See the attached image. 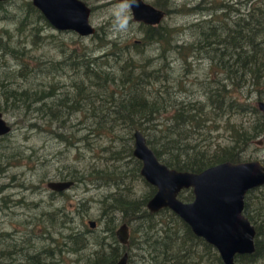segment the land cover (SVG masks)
<instances>
[{
	"label": "trees",
	"instance_id": "16d2710c",
	"mask_svg": "<svg viewBox=\"0 0 264 264\" xmlns=\"http://www.w3.org/2000/svg\"><path fill=\"white\" fill-rule=\"evenodd\" d=\"M250 1L203 0L202 4L190 8V13H199L202 18L183 29L191 33L188 41L179 42L176 33L180 30L166 23L154 26L138 23L142 37L126 42L106 39L105 32L99 33L96 29L88 36L92 47L81 43L70 48L61 40L65 48L60 51L63 55L60 59L38 60L33 66L25 61L27 46L50 37L41 36V31L51 25L31 0L24 1L18 12H9L10 0L0 1L4 14L0 20L15 23L13 31H0V112L13 111L27 120L35 119L29 123L30 128L39 129L37 121L53 127L51 133L63 144L82 142L83 148L95 151L102 146V141L109 143L102 149L106 148L113 170L90 167L87 175L117 189L101 201V220L105 222L110 242L100 244L103 252L96 254L92 264H115L125 251L131 253L134 245L145 252L143 257L149 264H168L173 260L180 226L186 228L184 242L190 239L194 246L204 247L209 255L218 256L168 209L157 214L148 212L146 205L154 196L155 188L140 176L141 163L132 153L133 134L137 130L142 132L158 160L177 171L200 173L224 162L247 161L246 148L264 130L263 117L249 132L242 123L231 124L230 118L248 110L238 94L246 86L264 83V0ZM171 3L172 0H154L153 6L166 14ZM151 45L158 51L153 57L143 52ZM97 50L100 53L96 54ZM10 58L18 60L16 69L1 63ZM199 59L207 60L213 69L207 79L198 82L200 98L192 92L196 80L188 84L170 68L172 60L181 61L184 67H193ZM66 74L70 75L69 84H60L55 79ZM39 75L42 81L33 82ZM18 79L24 83L15 85ZM249 110L258 112L255 106ZM74 118L82 129V136L74 130L76 124L70 126ZM219 122L229 126L230 144L216 142L212 149V145L205 144L211 131L218 130ZM123 161L127 165L131 163L132 168L118 170ZM65 178L81 180L77 173ZM138 180L148 191L135 198L127 190ZM259 190L248 194L244 210L256 228L257 237L264 234V187ZM179 199L191 201L192 192H182ZM60 220L57 218L56 222ZM65 222V218L63 223L60 221L62 226ZM122 223L130 227L129 248L123 247L115 237L117 224ZM73 231L67 237L71 244L84 247L85 234ZM83 247L66 252L78 254ZM107 247L109 251L105 252ZM18 253L12 245L1 244L0 264H14ZM55 256L54 253L33 256L30 253L24 256V263H60Z\"/></svg>",
	"mask_w": 264,
	"mask_h": 264
},
{
	"label": "rangeland",
	"instance_id": "374dc122",
	"mask_svg": "<svg viewBox=\"0 0 264 264\" xmlns=\"http://www.w3.org/2000/svg\"><path fill=\"white\" fill-rule=\"evenodd\" d=\"M24 1L28 0H10L7 9L9 12H18ZM82 1L91 8L90 23L99 33L100 31L101 33L105 32L106 39L126 42L132 38L139 40L142 37V33L139 31L140 27L133 19L127 33L120 35L114 33L110 16L119 11L120 0ZM144 1L153 5L154 0ZM231 1L244 2V0ZM202 2L203 0H172V6L168 13L166 12V17L162 19L163 22L161 21V23H166L180 30L179 33H176L179 42L191 40V33L183 29L187 28L188 24L202 18L201 14H192L189 11L190 8H194L197 4L200 5ZM180 7L184 8L181 10ZM3 15L0 10V17ZM45 27L46 29L41 31V36L50 35V37H47L43 42L37 40L36 44L29 43L27 46L25 61L31 66L36 64L38 60L44 61L46 58L60 59L63 56L60 51L65 48L61 45V40L70 48L81 43L86 47L93 46L90 37H82L83 39L80 40L81 38L74 32L58 31L52 26ZM14 28L13 20H0V31L2 29L13 31ZM53 36H57L58 39L54 40ZM143 52L147 56L153 57L158 51L156 46L151 45L147 46ZM95 53L98 54L100 51L97 50ZM199 60L193 63V67H184L183 63L177 60H172L170 64L174 74H181L182 79L186 80L188 84L196 80V86L192 92L198 98L201 94L198 82L207 79L213 70L209 67L207 60ZM17 62L18 60L10 58L1 63L16 69ZM68 74L71 75L72 72L69 71ZM68 74L60 75L55 79L60 81V84H69L70 75ZM212 75L214 76V74ZM40 78L41 75L38 79L33 78L32 81L39 83L42 81ZM23 83V79H18L15 85H22ZM30 83L31 81L27 84ZM238 95L248 110L241 114H235L230 118V123H242L248 127L249 132L257 120L263 117L259 110L254 113L249 109L253 106L257 107L258 101H264V83L246 86ZM2 114L12 129L8 135L0 139V243L4 241L19 252L16 260H13L14 264H25L24 256L26 257L30 253L43 255L54 253L56 254L55 259L60 261L58 264H92L96 254L103 252V245L100 244L106 242L108 245L110 242L105 233V222L103 219L101 220V201L105 195L117 191V189L114 186L107 187L103 181L97 180L98 178L94 176L87 177V175L88 172H91L90 167L99 171L102 169L113 170L110 163L112 160L106 153V148L102 149L109 146V143L102 141V146L95 151H90L87 147L83 148L82 142H76L74 145L63 144L54 137V133H51L53 127L50 128L37 121L39 129L30 128L29 123L34 122L35 119L27 120L26 117L13 111L2 112ZM76 122L77 118H74L70 126ZM226 125L227 123L219 122L218 130L211 131L208 144L205 145L208 147L212 145L210 147L213 149L216 142L222 145L230 144L229 126L227 125L226 128ZM73 128L78 136L83 135L78 124ZM245 159L247 161L260 160L264 164V130L257 134L249 147L246 148ZM126 162L130 161L126 159ZM126 162L123 161L122 165H118L117 167H120L118 170L131 169L133 165L131 163L127 165ZM72 173H77L81 180L72 181L65 178ZM58 181H71L74 185L70 190L63 193L49 191L47 184ZM131 185L132 187L127 192H132L135 198L142 197L148 191L147 186L142 181L132 182ZM3 198H5V202L1 201ZM183 202L189 203L191 201ZM253 203H256L255 200ZM57 218H62L60 220L62 223L63 218H65L67 222L62 226L60 221L56 222ZM91 222L95 223L94 228H90L89 223ZM120 225L117 224V228ZM71 230L85 234L86 244L84 247L71 244V240L67 238L72 235L70 234ZM178 233L173 260L169 261L168 264H223L218 256L209 255L204 247L194 246L190 239L184 242L187 239L184 226H180ZM263 235L256 239V252L251 256L235 257L234 264H264ZM78 247H83L78 254L66 252V250ZM138 247V245H134L131 248L129 264H149L148 260L143 257L145 252L138 250ZM108 251L109 247L106 248L105 252Z\"/></svg>",
	"mask_w": 264,
	"mask_h": 264
},
{
	"label": "water",
	"instance_id": "95a60500",
	"mask_svg": "<svg viewBox=\"0 0 264 264\" xmlns=\"http://www.w3.org/2000/svg\"><path fill=\"white\" fill-rule=\"evenodd\" d=\"M8 1V0H0ZM58 31H71L82 37L96 32L90 23L91 8L82 0H31ZM132 19L147 25H158L165 17V11L152 4L138 0V6L131 9ZM257 108L264 118V101H258ZM11 127L0 112V137L10 133ZM133 157L141 163L140 176L155 188L154 196L146 208L151 214L168 209L182 220L193 232L212 246L223 264H234L238 255H249L255 250L254 227L243 215L244 197L252 189L264 185V165L260 161L242 163L224 162L200 173L170 169L161 163L140 131L133 134ZM71 181L49 182L47 188L61 193L70 190ZM191 190L193 200L184 203L178 195ZM91 228L95 223H89ZM121 245L128 244L127 225L116 231ZM125 253L116 264H127Z\"/></svg>",
	"mask_w": 264,
	"mask_h": 264
},
{
	"label": "clouds",
	"instance_id": "9594fccd",
	"mask_svg": "<svg viewBox=\"0 0 264 264\" xmlns=\"http://www.w3.org/2000/svg\"><path fill=\"white\" fill-rule=\"evenodd\" d=\"M138 6V0H120L119 11L110 16L115 34H125L129 31L132 21L131 9Z\"/></svg>",
	"mask_w": 264,
	"mask_h": 264
},
{
	"label": "flooded vegetation",
	"instance_id": "af4514ba",
	"mask_svg": "<svg viewBox=\"0 0 264 264\" xmlns=\"http://www.w3.org/2000/svg\"><path fill=\"white\" fill-rule=\"evenodd\" d=\"M263 120H264V118H263ZM8 125H10L9 123H7ZM11 127V126H10ZM12 129V128H11ZM11 132V131H10ZM9 134V133H8ZM7 134V135H8ZM6 136V135H5ZM1 138H4V136H2V137H0V139ZM250 161H257V160H249V161H243V162H250ZM258 161H260V160H258ZM261 162V161H260ZM232 163V162H231ZM239 163H242V162H239ZM262 163V162H261ZM263 164V163H262ZM264 165V164H263ZM216 166V165H215ZM208 169V168H207ZM264 187V185L263 186H261V187H258V188H255V189H252V190H250V191H248L247 193H246V195H245V197H244V209H243V215H244V210H245V207H246V199H247V197H248V194L249 193H251V192H256V193H258L260 190L259 189H262ZM154 188V187H153ZM49 190V189H48ZM49 191H51V190H49ZM184 191H188V190H184ZM184 191H182V192H184ZM191 191V190H190ZM52 192V191H51ZM181 192V193H182ZM192 192V191H191ZM52 193H56V192H52ZM61 193H63V192H61ZM180 193V194H181ZM179 194V195H180ZM179 195H178V199H179ZM193 195V194H192ZM4 201L5 202V198H3V199H1V201ZM180 200V199H179ZM193 200V199H192ZM192 200H191V202H192ZM183 202V201H182ZM190 203V202H189ZM150 213V212H149ZM245 216V215H244ZM246 217V216H245ZM247 218V217H246ZM248 219V218H247ZM182 221V220H181ZM248 221H249V219H248ZM183 222V221H182ZM250 222V221H249ZM184 223V222H183ZM123 224H125V225H127L126 223H122L120 226H122ZM185 224V223H184ZM250 224L254 227V229H255V232H256V228H255V226L250 222ZM119 226V227H120ZM119 227L115 230V237H116V231L119 229ZM127 227H128V234L130 235V227L127 225ZM189 227V226H188ZM91 228V227H90ZM191 230V229H190ZM193 233V232H192ZM194 235V234H193ZM195 236V235H194ZM196 237V236H195ZM198 238V237H197ZM116 239H117V237H116ZM201 239V238H200ZM256 239H257V232H256V235H255V238H254V246H255V248H256ZM203 240V239H202ZM117 241H118V239H117ZM204 241V240H203ZM119 242V241H118ZM205 242V241H204ZM206 243V242H205ZM1 244H4V241H2L1 243H0V245ZM207 244V243H206ZM209 245V244H208ZM210 246V245H209ZM123 247H125V248H129V243L126 245V246H124L123 245ZM212 249H214L212 246H210ZM215 250V249H214ZM216 251V250H215ZM127 254H128V260H129V258H130V255H129V253L127 252V251H125ZM256 251L254 250V252L252 253V254H254ZM216 253H217V251H216ZM35 254H39V253H32V256L33 255H35ZM40 255V254H39ZM217 255H218V253H217ZM238 256H251V254H249V255H238ZM218 257H219V255H218ZM237 257V256H236ZM220 258V257H219ZM235 259V258H234ZM220 261H222L221 260V258H220ZM117 263V262H116ZM115 263V264H116ZM223 263V262H222ZM127 264H129V261L127 262Z\"/></svg>",
	"mask_w": 264,
	"mask_h": 264
},
{
	"label": "bare ground",
	"instance_id": "6f19581e",
	"mask_svg": "<svg viewBox=\"0 0 264 264\" xmlns=\"http://www.w3.org/2000/svg\"><path fill=\"white\" fill-rule=\"evenodd\" d=\"M165 17H166V16H165ZM162 22H163V21H162ZM137 23H142V24H144V25H147V24H145V23H143V22H137ZM69 83H70V82H69ZM54 84H55V83H54ZM258 110H259V109H258ZM261 114H262V113H261ZM262 116H263V115H262ZM259 144H260V143H259ZM65 223H66V222H65ZM128 241H129V239H128ZM128 243H129V242H128ZM122 246H123V245H122ZM10 250H11V249H10ZM8 253H9V252H8ZM7 255H8V254H7ZM11 256H12V255H11ZM121 258H122V257H121ZM121 258H120V259H121ZM118 261H119V260H118ZM118 261H117V262H118ZM30 262H31V261H30ZM32 262H33V261H32Z\"/></svg>",
	"mask_w": 264,
	"mask_h": 264
}]
</instances>
